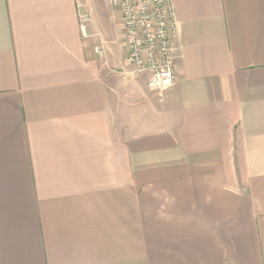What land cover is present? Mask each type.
Returning <instances> with one entry per match:
<instances>
[{"label":"crops","instance_id":"1","mask_svg":"<svg viewBox=\"0 0 264 264\" xmlns=\"http://www.w3.org/2000/svg\"><path fill=\"white\" fill-rule=\"evenodd\" d=\"M103 2L0 0V264H264V0H172L161 104Z\"/></svg>","mask_w":264,"mask_h":264},{"label":"built area","instance_id":"2","mask_svg":"<svg viewBox=\"0 0 264 264\" xmlns=\"http://www.w3.org/2000/svg\"><path fill=\"white\" fill-rule=\"evenodd\" d=\"M107 1L122 19L125 64L132 76L144 77L146 86L158 92L172 87L176 68L171 49L177 33L172 0ZM87 20L88 16L82 15L83 35Z\"/></svg>","mask_w":264,"mask_h":264},{"label":"rangeland","instance_id":"3","mask_svg":"<svg viewBox=\"0 0 264 264\" xmlns=\"http://www.w3.org/2000/svg\"><path fill=\"white\" fill-rule=\"evenodd\" d=\"M103 3H106L105 0H104ZM112 14H114V13H112ZM114 70H115V72H120V71H124L125 69H123V68H115ZM128 70H129V68H128ZM117 74H122V73H117ZM128 76L130 78L128 80L130 83L131 82H135V80L141 81V79H139L140 77H133L132 74H130V73L128 74ZM163 92L164 91H162V92H158V91L152 92V91H149L148 93H149L150 100L153 101V102H156L157 104H161L162 103V95H163ZM142 98H145V96L142 97ZM142 98H137V97L129 96L128 101H129V103H131V106H136V105H138V102L140 100H142Z\"/></svg>","mask_w":264,"mask_h":264}]
</instances>
